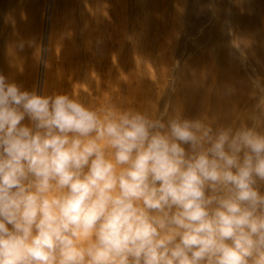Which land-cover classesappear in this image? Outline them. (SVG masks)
<instances>
[{
	"label": "clouds",
	"instance_id": "clouds-1",
	"mask_svg": "<svg viewBox=\"0 0 264 264\" xmlns=\"http://www.w3.org/2000/svg\"><path fill=\"white\" fill-rule=\"evenodd\" d=\"M0 264H264V120L153 116L0 73Z\"/></svg>",
	"mask_w": 264,
	"mask_h": 264
},
{
	"label": "rangeland",
	"instance_id": "rangeland-1",
	"mask_svg": "<svg viewBox=\"0 0 264 264\" xmlns=\"http://www.w3.org/2000/svg\"><path fill=\"white\" fill-rule=\"evenodd\" d=\"M11 2L4 14L0 5V73L25 89L65 93L69 74L81 73L88 81L65 94L93 105L153 116L167 105L217 124L264 120L255 108L264 95V0Z\"/></svg>",
	"mask_w": 264,
	"mask_h": 264
},
{
	"label": "bare ground",
	"instance_id": "bare-ground-1",
	"mask_svg": "<svg viewBox=\"0 0 264 264\" xmlns=\"http://www.w3.org/2000/svg\"><path fill=\"white\" fill-rule=\"evenodd\" d=\"M13 3L11 2V0H0V5H1V14H4L3 12H4V10H7L8 9V11L10 12V10L9 9H11V7L13 6L12 5ZM10 7V8H9ZM249 9V8H248ZM7 11V12H8ZM12 11V10H11ZM8 12V13H9ZM247 12V11H246ZM249 12V11H248ZM7 13V14H8ZM260 13V12H259ZM5 14H6V12H5ZM6 14V15H7ZM5 15V17H4V15H1V16H3L4 18H2V19H4L5 20V22L7 23L8 21H9V23L11 22V21H13V18L14 17H12L13 16V14L12 13H9L8 14V16H6ZM262 17H263V15H262ZM261 17V18H262ZM53 21V20H52ZM5 23V26L6 25H9V24H6ZM52 23V22H51ZM43 25H44V23H43ZM51 25V24H50ZM49 25V26H50ZM10 26V25H9ZM14 28V27H13ZM13 28H12V30H13ZM47 28H49V27H47ZM50 30H51V27L49 28ZM45 32L47 33V32H49V31H47L46 29H44V33L43 34H45ZM51 32H52V30L50 31V34H51ZM49 33H47V38H48V36L50 35H48ZM52 35H53V32H52ZM44 36V35H43ZM78 37V36H77ZM47 38H46V42H45V48H46V51H49L50 52V50H48L49 48H50V36H49V38H48V42H47ZM62 40V39H61ZM55 45V44H54ZM53 45V46H54ZM64 51V50H63ZM39 53V52H38ZM78 53V52H77ZM68 56V55H67ZM71 57V56H70ZM75 57V56H74ZM82 57H84V56H82ZM63 58V57H62ZM66 59V58H65ZM47 60V59H46ZM75 60V59H74ZM61 61V60H60ZM68 61V60H67ZM72 61V60H71ZM49 63H50V61H48ZM52 62V61H51ZM69 62V61H68ZM80 62V61H79ZM78 62V63H79ZM46 63V62H45ZM54 63V62H53ZM60 63V62H59ZM70 64V63H69ZM64 65V64H63ZM8 66V65H7ZM71 66V65H70ZM74 66V65H73ZM76 66V65H75ZM107 66V65H106ZM69 67V66H68ZM6 68V67H5ZM54 68V67H53ZM48 69V68H47ZM71 69H72V67H71ZM90 69V68H89ZM45 70V69H44ZM108 70V69H107ZM89 71V70H88ZM92 71H93V69H92ZM74 72V71H73ZM48 73V72H47ZM83 74H85V75H88V72H86V73H83ZM94 74V73H93ZM50 75V74H49ZM64 75V74H63ZM67 75H68V73H67ZM66 74H65V76H67ZM48 78V77H47ZM62 78V77H61ZM60 78V79H61ZM55 79V78H54ZM88 79V78H87ZM85 77H81V73L80 74H74V73H70L69 74V77L64 81L63 79H61V80H63L64 81V83H62V85L63 86H61L62 87V91L61 92H65V91H67V92H69V91H72L73 89L75 90L76 88H77V90H78V85L80 86V81H88ZM44 80V79H43ZM90 81H91V79H90ZM43 83V82H42ZM44 83H46V80H45V82ZM87 86H89V82H87V83H85ZM44 85V84H43ZM75 86H77V87H75ZM92 87V86H91ZM42 89L44 88L43 86L41 87ZM45 89V88H44ZM88 89V88H87ZM89 91V90H88ZM46 92V91H45ZM67 92H65V93H67ZM44 93V92H43ZM88 93V92H87ZM84 94V93H83ZM92 95V94H91ZM71 96V95H70ZM75 96V95H74ZM90 96V95H89ZM79 98V97H78ZM91 98V97H90ZM81 99V98H80ZM92 99V98H91ZM87 102H88V100H86ZM91 102V101H90Z\"/></svg>",
	"mask_w": 264,
	"mask_h": 264
}]
</instances>
